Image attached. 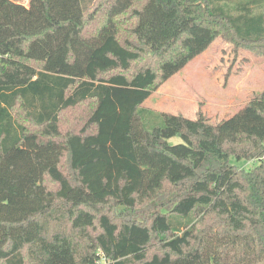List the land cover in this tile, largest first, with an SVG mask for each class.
<instances>
[{"label":"trees","instance_id":"obj_1","mask_svg":"<svg viewBox=\"0 0 264 264\" xmlns=\"http://www.w3.org/2000/svg\"><path fill=\"white\" fill-rule=\"evenodd\" d=\"M34 7L0 0V264H264V89L143 109L218 38L264 58V0Z\"/></svg>","mask_w":264,"mask_h":264},{"label":"rangeland","instance_id":"obj_2","mask_svg":"<svg viewBox=\"0 0 264 264\" xmlns=\"http://www.w3.org/2000/svg\"><path fill=\"white\" fill-rule=\"evenodd\" d=\"M30 10V28L39 30L46 25L35 0H14ZM247 48H237L224 38H218L201 56L183 71L161 85L144 103L143 109L181 114L196 119L202 112L216 124L234 115L257 91L264 89V60ZM182 143L180 137L168 141ZM231 162L251 169L258 161Z\"/></svg>","mask_w":264,"mask_h":264},{"label":"crops","instance_id":"obj_3","mask_svg":"<svg viewBox=\"0 0 264 264\" xmlns=\"http://www.w3.org/2000/svg\"><path fill=\"white\" fill-rule=\"evenodd\" d=\"M260 60H264V59H260ZM257 92H260V91H257ZM249 101H250V100H249ZM247 102H248V101H247ZM247 102H246V103H247ZM246 103H245V104H246ZM245 104H244V105H245ZM244 105H243V106H244ZM243 106H242V107H243ZM242 107H241V108H242ZM241 108H240V109H241ZM240 109H239V110H240ZM239 110H238V111H239ZM238 111H237V112H238Z\"/></svg>","mask_w":264,"mask_h":264},{"label":"built area","instance_id":"obj_4","mask_svg":"<svg viewBox=\"0 0 264 264\" xmlns=\"http://www.w3.org/2000/svg\"><path fill=\"white\" fill-rule=\"evenodd\" d=\"M252 161H256V160H252Z\"/></svg>","mask_w":264,"mask_h":264}]
</instances>
